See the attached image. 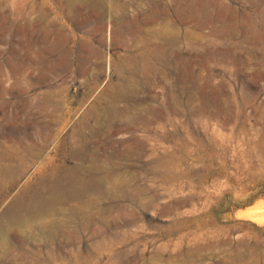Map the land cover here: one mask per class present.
<instances>
[{
  "label": "rangeland",
  "instance_id": "obj_1",
  "mask_svg": "<svg viewBox=\"0 0 264 264\" xmlns=\"http://www.w3.org/2000/svg\"><path fill=\"white\" fill-rule=\"evenodd\" d=\"M0 264H264V0H0Z\"/></svg>",
  "mask_w": 264,
  "mask_h": 264
},
{
  "label": "bare ground",
  "instance_id": "obj_2",
  "mask_svg": "<svg viewBox=\"0 0 264 264\" xmlns=\"http://www.w3.org/2000/svg\"><path fill=\"white\" fill-rule=\"evenodd\" d=\"M85 48H86V47H85ZM260 211H261V210H260ZM248 213L250 214L251 212H248ZM248 213H247V214H248ZM251 214H252V213H251ZM253 214H254V213H253ZM262 214H263V213H262ZM262 216H263V215H262ZM257 218L259 219V218H261V217L258 216ZM262 218H263V217H262ZM260 222H261V221H260Z\"/></svg>",
  "mask_w": 264,
  "mask_h": 264
}]
</instances>
